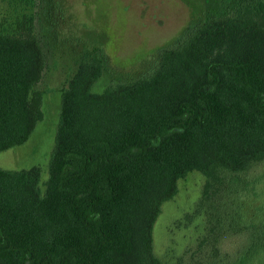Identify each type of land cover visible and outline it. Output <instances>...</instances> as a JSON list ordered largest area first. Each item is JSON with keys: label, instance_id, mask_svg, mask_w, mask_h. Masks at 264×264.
Listing matches in <instances>:
<instances>
[{"label": "trees", "instance_id": "16d2710c", "mask_svg": "<svg viewBox=\"0 0 264 264\" xmlns=\"http://www.w3.org/2000/svg\"><path fill=\"white\" fill-rule=\"evenodd\" d=\"M8 1L0 152L28 139L45 94L36 87L45 66L38 1ZM63 1L40 5L52 34ZM209 5L135 72L100 88L108 55L80 50L60 90L47 178L38 165L0 167V264H250L264 252V205L249 208L264 181V0ZM191 171L204 183L185 222L199 216L202 231L160 257L154 222Z\"/></svg>", "mask_w": 264, "mask_h": 264}, {"label": "rangeland", "instance_id": "374dc122", "mask_svg": "<svg viewBox=\"0 0 264 264\" xmlns=\"http://www.w3.org/2000/svg\"><path fill=\"white\" fill-rule=\"evenodd\" d=\"M37 1L34 25L45 66L36 87L45 91L43 119L37 122L26 141L0 152V167L21 169L38 165L41 180H45L57 126L60 90L73 72L80 50L97 46L108 55L105 74L96 84L100 88L108 80L135 72L156 49L173 41L193 12L197 15L210 5L209 0H64L65 21L60 33L52 34L44 30L39 16L42 0ZM14 2L18 4L12 1V5ZM0 9L2 22L3 12H11L13 6L8 0H0ZM261 167L257 166L256 170ZM203 183L200 172H189L179 180L176 194L162 204L152 230L154 249L160 257L167 253L177 255L202 231L199 216L185 221L200 196ZM257 189L259 195L250 201V209L264 205V181ZM236 243L234 237L223 240L228 250ZM250 264H264V252Z\"/></svg>", "mask_w": 264, "mask_h": 264}]
</instances>
